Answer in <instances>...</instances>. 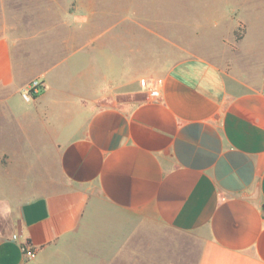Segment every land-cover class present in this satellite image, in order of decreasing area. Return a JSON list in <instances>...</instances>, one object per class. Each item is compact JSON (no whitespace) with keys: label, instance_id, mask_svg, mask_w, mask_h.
I'll return each mask as SVG.
<instances>
[{"label":"crops","instance_id":"obj_1","mask_svg":"<svg viewBox=\"0 0 264 264\" xmlns=\"http://www.w3.org/2000/svg\"><path fill=\"white\" fill-rule=\"evenodd\" d=\"M246 21L238 57L179 58L156 78L159 99L112 102L110 80L95 84L86 64L58 83L49 68L19 78L5 26L0 103L24 135L7 148L32 194L0 236V264H27L24 242L40 256L77 233L98 202L196 234L198 264H264V20ZM36 78L45 88L22 112L15 96ZM24 141H38L37 161H25Z\"/></svg>","mask_w":264,"mask_h":264},{"label":"rangeland","instance_id":"obj_2","mask_svg":"<svg viewBox=\"0 0 264 264\" xmlns=\"http://www.w3.org/2000/svg\"><path fill=\"white\" fill-rule=\"evenodd\" d=\"M247 19L264 20V0H0V31L12 29L15 55L25 63L19 78L49 68L46 81L58 83L86 64L95 84L110 80L111 102L145 96L142 80H155L179 58L219 56L223 49L238 57L230 49ZM22 92L15 99L23 112L31 103ZM19 132L0 103V236L16 231L32 194L24 166L13 158L18 151L7 148L24 137ZM25 142V161H37L38 141ZM200 248L196 234L98 202L77 233L27 264H198Z\"/></svg>","mask_w":264,"mask_h":264},{"label":"built area","instance_id":"obj_3","mask_svg":"<svg viewBox=\"0 0 264 264\" xmlns=\"http://www.w3.org/2000/svg\"><path fill=\"white\" fill-rule=\"evenodd\" d=\"M163 84L162 79H156L154 82H149L146 79L142 80V87L147 90L149 99H159L161 96V85ZM45 88L44 81L40 78H36L30 81L27 88L22 92V97L25 101L30 102ZM264 94V85L263 90ZM16 238V235L14 236ZM21 249L28 260H32L36 257V249L27 242L21 244Z\"/></svg>","mask_w":264,"mask_h":264},{"label":"trees","instance_id":"obj_4","mask_svg":"<svg viewBox=\"0 0 264 264\" xmlns=\"http://www.w3.org/2000/svg\"><path fill=\"white\" fill-rule=\"evenodd\" d=\"M29 242V241H28Z\"/></svg>","mask_w":264,"mask_h":264}]
</instances>
